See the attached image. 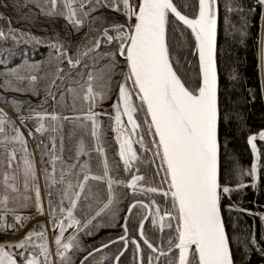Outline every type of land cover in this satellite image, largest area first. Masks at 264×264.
<instances>
[{
	"label": "snow or ice",
	"instance_id": "obj_1",
	"mask_svg": "<svg viewBox=\"0 0 264 264\" xmlns=\"http://www.w3.org/2000/svg\"><path fill=\"white\" fill-rule=\"evenodd\" d=\"M50 3L52 9L57 8L58 0H50ZM103 5L122 13L125 17L123 22L108 20L102 14L94 17L89 15ZM103 5L101 0H79V2L62 0L56 14L64 16L77 31L83 27L84 18L92 21L89 28L98 32L99 35L92 37V48L86 49L85 55L93 49H98L101 43L111 48L110 51L103 53L104 56L111 58L105 66L107 71L101 72L99 77H94L89 71L85 82L87 90L83 93L84 99L89 102V111L81 115L84 119L91 121L92 136L97 138L96 150L101 154L104 153L97 131L98 114L91 109L96 105L97 97L100 102L108 98L116 58L122 57L125 70L120 73L122 79L117 83V101L111 105V108L115 113L116 140L119 143V157L123 161V170L126 173L130 172L135 166L132 162L135 161L137 164H146L153 177L160 176L156 186L149 185L147 188V193L159 196V203L150 196L147 205L144 200L135 199L128 205L130 214L133 213L135 206L141 210L136 214L139 216L138 230L139 237L142 239H138L135 235L129 236V215L124 216V235L116 239L123 243L124 249L128 248V239H131L135 252L141 253L140 264H144L142 245L150 249L147 264H153V260L160 264H235L231 247L232 237L227 231L222 214L223 198L230 196L233 188L228 183H221L223 177L220 168L219 126L224 114L220 106L216 62L218 0H199L198 12L193 16L184 14L173 0H134V2L133 0H103ZM257 6L264 7V0H257ZM226 10L230 11L231 5L227 6ZM249 10L251 11L252 8L249 7ZM237 11L242 12L243 6L238 4ZM49 14L53 12L50 11ZM96 21L107 24L108 27L93 28L92 25ZM109 28L113 30L114 35L110 34ZM13 31L9 29L7 35H11ZM84 35L87 37L88 33ZM5 36L6 34L0 30V37ZM101 37L104 38L103 41ZM185 46L198 55L199 71L195 79L188 75V65L191 62L187 61V57L185 62H182L177 55V52ZM53 47L59 58L63 45L54 43ZM68 51V48H63L64 54ZM75 55L76 59H73L71 55H65L69 65L80 63L79 46ZM260 58L264 62V47L260 50ZM16 71L17 69L14 68L11 73L15 75ZM16 79L21 80L23 77L17 75ZM30 79L35 81L37 77L33 75ZM96 79L101 81L98 85L100 91L94 90ZM134 97L139 98L138 105L135 104ZM8 99L5 98L6 101ZM134 113H143V123L146 125L145 135L151 136V140L147 143L144 136L137 141L140 147L145 149L144 158L138 156L130 137L126 134L121 135L122 115H127L128 123L132 125L133 130L140 127ZM34 115L41 121L44 117H49L52 121L60 119L55 111L36 112ZM29 118L21 113L22 124ZM44 127V123L41 122L36 131L43 132ZM9 130L13 134L4 135L2 139L19 142L27 152V141L20 127L3 108H0V133ZM32 134L29 130V135ZM259 137L264 140V130L259 132ZM255 139L254 135L248 137L253 153L258 152ZM82 150L81 144L77 149V158ZM147 152H151L150 157L146 156ZM15 156V151H11L8 161L10 167ZM55 159L56 157H53V160ZM81 170L86 171L87 174L83 176V180L77 178L76 183L73 184L70 179H65L63 169L59 180L56 179L54 164L52 175L47 168L44 169L47 214L52 228L58 229V232L54 233V242L61 264H74V257L69 254V249L83 250L75 233L84 231L86 235H91L89 226L93 225L102 214L110 213L113 218H116L115 205L118 199L114 192V185L126 183L134 192L145 191L146 177L144 175L132 174L127 180L114 179V175L110 174L112 169L107 158L103 162V174L92 177L98 181H106L105 191L93 190L90 185H86L91 173L87 172L84 165L81 166ZM23 172L25 193L30 187L28 182L30 177L34 182L36 211L43 214L45 208L40 186L36 182L35 162L27 156L23 161ZM249 175L253 178L251 183L255 187L257 179L255 161L251 164ZM138 181L141 183L138 184ZM4 183L6 189L19 192L14 182L9 183L7 173H5ZM55 184L63 185V187L58 188L54 193L52 185ZM240 187V184L236 185V188ZM23 198L25 201L29 199L26 194ZM65 200L68 202L67 206H65ZM7 201L8 195L5 194L2 198L5 206ZM161 204L165 205L163 216H161ZM228 207L231 210L232 206ZM76 209L81 212L82 220L76 218L74 214ZM65 213L67 224L62 219ZM13 216L15 221L24 220L21 214L13 213ZM164 217L168 218L166 224ZM146 221L149 224H146ZM172 221H175V226ZM0 222H3L5 228L17 227L16 224H7L3 213H0ZM73 225L75 226L73 233L68 235L67 241H64L66 227ZM149 225L153 229L157 225L161 229L168 228L167 251L163 246L157 247L154 241L148 239ZM94 226L98 228L100 224L97 222ZM34 235L40 238L38 247L44 257L43 261L33 254L34 249H29V245L33 243L31 237ZM160 240L163 245V235ZM109 243L113 241L110 240ZM248 243V241L245 242L246 247ZM250 244L264 251V245H260L254 234ZM103 247L106 246L101 244V248ZM173 249L178 250V257ZM97 251L96 248L92 249V252ZM91 255V252L88 253V256L81 259L80 264H87ZM50 257L47 230L43 225L38 233L30 230L17 241L0 243V264H51ZM116 259L119 261V256Z\"/></svg>",
	"mask_w": 264,
	"mask_h": 264
},
{
	"label": "rangeland",
	"instance_id": "obj_2",
	"mask_svg": "<svg viewBox=\"0 0 264 264\" xmlns=\"http://www.w3.org/2000/svg\"><path fill=\"white\" fill-rule=\"evenodd\" d=\"M61 3L62 0H58L57 8L52 9L50 0H0V30L6 34L5 37H0V108H3L8 116L15 120L16 125L20 127L27 141V152H25L24 146L19 142L4 141L2 139L4 135L13 134L10 130L0 133V213L5 214L7 224L17 225V227L5 228L3 222H0V243L17 241L30 230L38 233L41 231V225H43L47 230L51 264H61V260L57 255V247L54 242V233H57L58 229L52 228L47 214V190L45 188L44 169L47 168L49 174L52 175L54 164V175L57 180H59L61 170L63 169L65 179H70L75 184L77 178L83 180V176L87 174L86 171L81 170L82 165L86 166L87 172L91 173L89 176V179H91L95 175L103 174V162L107 158L110 168L116 174L114 179L127 180L133 174L132 170L127 173L123 170V161L119 157V143L117 142V144L114 140V132L116 135L117 132L115 130V113L111 108V105L117 101L116 94L118 90H116V87L118 81L122 79L120 73L125 70V66L120 62V67L114 68V74L111 79V91L108 94V98L100 102L99 97H97V103L91 109L98 114L97 131L101 145L104 148V153L101 154L96 150L98 148L97 138L92 136L91 121L84 119L81 114L89 111V102L83 97V93L87 90L85 85L87 73L91 71L94 77H99L101 72L107 71L105 66L108 62L104 63V61L111 58L104 56L103 53L110 51L111 48L109 45L101 43L98 49H93L85 55L86 49L92 48V37L99 35V33L90 30L89 25L92 24V21L88 18H84L85 23L83 27L80 31H77L64 16L56 14L60 9ZM101 3L103 5V0H101ZM85 8H87V4H85ZM50 11L53 14H49ZM101 14L108 20L115 22H123L125 19L122 13L112 8L108 9L106 5L99 7L89 15L94 17ZM92 26L93 28H107L100 21H96ZM9 29L14 30L11 35H7ZM109 32L114 35L113 30L109 29ZM85 33H88L87 37H85ZM103 39L101 37L102 41ZM54 43L63 45V48H68V53L64 54L62 48L60 50L61 55L58 58L56 49L53 47ZM77 46H79L81 53L79 56L80 63L69 65L65 55H71L73 59H76ZM262 47H264V13L261 26ZM40 50H47V52L41 54ZM5 52H8V54L6 55ZM177 55L182 62H185V57H187V61L191 62L188 65V75L195 79L199 71L198 55L190 51L187 46L180 49ZM262 63L264 62L261 61V81L264 92V66H262ZM14 68L17 69L15 75L11 73V70ZM17 75L23 77V79L17 80ZM33 75L37 77L35 81L30 79ZM100 83L99 79L94 80L95 91H100L98 87ZM6 97L9 98L7 101L5 100ZM134 102L138 105L140 103L139 98L134 97ZM52 111L59 114L60 119L58 121H52L49 117H44L43 121H41L34 115L36 112ZM21 113L24 116L30 117L23 124L21 123ZM77 117L79 118L77 119ZM134 117L140 119V122H137L140 128H142L141 132L139 127L133 130L132 125L131 127L129 126L125 114L121 117L123 125L121 135H128L133 141V148L137 150V153L138 151L142 152L145 157V149L141 148L137 141L141 136H144L147 143V141L151 140V136L145 135V131L143 130L144 127L146 128V125L142 122L144 120L143 113H134ZM41 122L44 123V131L37 132L36 128ZM52 128L58 134H51ZM29 130L32 131V135H29ZM254 136L256 137L255 143L261 139L259 133ZM92 142L94 143L93 147ZM81 144L83 145V150L80 152L79 158H77V149ZM11 151H15L16 156L15 159H12L10 167L8 161ZM254 154V161L257 163L258 179V153ZM26 156L35 162L37 172L36 182L40 186L45 208L43 214H39L36 211L35 192L33 190L34 182L30 177L28 178L30 187L27 193L24 190L23 161ZM146 156L150 157L151 152H147ZM53 157H56V159L53 160ZM72 165H75V167H70ZM5 173L9 177V183L14 182L19 192L6 189L4 183ZM159 181L160 176H158V183ZM98 182L99 185L96 186L93 185V182H90V186L94 188L99 187L103 191L104 188L101 183L105 182L106 188V181ZM137 183L139 184L140 182L138 181ZM60 187H63V185H52V191L55 193ZM128 187L132 190L126 183L114 185V192L117 193L116 197L118 199V203L115 205L117 216L116 218H113L111 214L103 216L106 224L109 220L115 225L124 224V216L127 214L128 204L125 205V202L119 199V194L123 196V189ZM5 194L8 195L6 206L2 202ZM25 194L29 197L27 201L23 198ZM158 197L154 195L157 203H159ZM64 203L67 206V200ZM25 204L27 206H24ZM160 207L161 216H163L165 205L161 204ZM13 213L21 214L24 220L22 222L15 221ZM74 214L77 219H83L79 209L74 210ZM261 216L264 220V212L261 213ZM62 219L67 224L66 213ZM167 220L168 218L164 217L165 224ZM96 222L94 221V224L89 226L91 235H86L84 231L75 233L81 245L84 242L88 244L94 242L95 232L97 231V228L94 226ZM21 224L22 226H20ZM172 224L175 226V221H172ZM108 227L105 226V231L102 234L112 232L109 231L110 228ZM156 228L161 232L163 230L169 232L167 227L161 229L157 225ZM74 229V225L66 227L63 237L64 241H67L68 235L72 234ZM31 240L33 243L29 245V249H34L33 254L43 261L44 257L39 252L38 247L40 238L34 235L31 237ZM60 251H63V249H60ZM68 252L70 255H74V258H77V260L74 259V264H79L81 259L89 253H76L80 251H77L75 248L69 249ZM176 254L178 257V252ZM158 263V261L153 260V264Z\"/></svg>",
	"mask_w": 264,
	"mask_h": 264
},
{
	"label": "trees",
	"instance_id": "obj_3",
	"mask_svg": "<svg viewBox=\"0 0 264 264\" xmlns=\"http://www.w3.org/2000/svg\"><path fill=\"white\" fill-rule=\"evenodd\" d=\"M173 2L177 3L180 10L189 16L197 13L198 0H173ZM238 4L243 6L242 12L237 11ZM184 5H187V7H184ZM218 5L217 66L220 106L224 114L219 126L221 141L220 168L223 177L221 183H228L233 188L230 196L223 198L222 214L227 231L232 237L231 247L235 264H264V251L258 250L257 247L250 244L251 237L254 234L260 245H264V220L261 216V213L264 212V140L259 139L256 142L258 149V179L255 187L252 186L253 178L249 175L251 164L255 160V154L248 143L250 135L258 134L261 130H264V92L261 81L260 58L264 7L257 6V0H218ZM229 5H231L230 11L226 10ZM249 7L252 8L251 11ZM107 8L109 9V7ZM104 25L108 27L107 24ZM40 52L45 54L47 50H40ZM5 53L8 54V52ZM122 60V57H117L115 67H120ZM109 61L110 59L104 61V63H109ZM116 90H118V87H116ZM136 121L140 122V119L136 117ZM139 130L141 132L142 128ZM51 134H58V132L52 128ZM116 136L114 132V140L117 143ZM93 144L92 142V147ZM138 156L144 158V154L139 151ZM132 163L135 165L131 169L133 174L146 177L144 181L146 190L144 192H134L129 187L125 188L123 189V196L119 194V199L123 200L125 205L131 204L134 199L144 200L147 205L150 196L154 199V194L147 193V188L149 185L156 186L158 184V176L153 177L146 164H137L135 161ZM110 174L116 176L114 171ZM90 182H93L95 186L99 185L98 180L92 178L88 180L86 185H90ZM104 183H101L104 188L103 191L106 190ZM237 184H240L241 187L236 188ZM92 189L100 188L92 187ZM115 194L117 193L115 192ZM229 205L232 206L231 210H229ZM140 211L139 207L136 206L128 221L129 236L135 235L138 239L139 216L136 213ZM105 215L102 214L101 217L97 218L100 227L95 232L94 242L92 244L84 242L81 245L83 250L76 253L90 252L93 248L106 244L124 234L121 224L115 225L111 220L106 224L103 217ZM146 224H149V222L147 221ZM105 226H109V231L112 232L102 234L105 231ZM167 234L168 231L163 230L161 232L158 228L153 229L150 225L147 230L148 239L154 241L157 247L163 246L165 251H167ZM162 235L163 245H161L160 240ZM246 241L249 242L247 247L245 246ZM122 247V243L117 244L91 256L88 258L87 264H113L114 258L119 254ZM149 252L150 249L142 245L144 264H147ZM74 259L77 260V258ZM119 264H138L137 253L131 239L130 247L119 261Z\"/></svg>",
	"mask_w": 264,
	"mask_h": 264
},
{
	"label": "flooded vegetation",
	"instance_id": "obj_4",
	"mask_svg": "<svg viewBox=\"0 0 264 264\" xmlns=\"http://www.w3.org/2000/svg\"><path fill=\"white\" fill-rule=\"evenodd\" d=\"M136 207V206H135ZM134 207V208H135ZM131 215V214H130ZM130 217V216H129ZM124 225V224H123ZM123 225H122V227H123ZM124 235V234H123ZM123 235H121V236H123ZM126 239H128V238H126ZM139 239H142V238H140L139 237ZM113 241V243H106V244H103V245H105V246H107L108 244H110V245H108L107 247H105L104 249H102L101 251H99V252H97L96 254H99V253H101V252H103V251H105V250H107L108 248H110V247H112V246H114V245H117V244H121L122 242L121 241H119V240H117L116 238L114 239V240H112ZM123 244V243H122ZM129 247H130V239H128V248L126 249V252L123 254V256L127 253V251H128V249H129ZM98 248H101V245L100 246H98V247H96V249H98ZM124 250V247H122V249H121V251L119 252V254L122 252ZM96 254H94V255H96ZM119 254L117 255V256H119ZM93 255V256H94ZM116 256V257H117ZM122 256V257H123ZM116 257L114 258V261H113V264H115V261H116ZM121 257V258H122ZM121 258L119 259V261L121 260ZM119 261H118V263L117 264H119ZM137 262H138V253H137Z\"/></svg>",
	"mask_w": 264,
	"mask_h": 264
},
{
	"label": "water",
	"instance_id": "obj_5",
	"mask_svg": "<svg viewBox=\"0 0 264 264\" xmlns=\"http://www.w3.org/2000/svg\"><path fill=\"white\" fill-rule=\"evenodd\" d=\"M198 3H199V0H198ZM198 12V11H197ZM185 14V13H184ZM190 31V30H189ZM217 39H218V37H217ZM216 62H217V47H216ZM217 69H218V66H217ZM218 84H219V76H218ZM126 119H127V121H128V118H127V115H126ZM129 124V123H128ZM129 126L131 127V124H129ZM134 209V208H133ZM126 215H129L130 216V213H128V211H127V214ZM124 223H125V220H124ZM146 223H147V221H146ZM108 245H110V244H108ZM107 245V246H108ZM106 246V247H107ZM105 247H103V248H98V251L97 252H99V251H101L102 249H104ZM97 252H92L91 251V253H92V255L91 256H93L94 254H96ZM126 252V249H124L120 254H119V259L123 256V254ZM173 252L175 253V252H178V250L177 249H173ZM90 253V252H89ZM86 256H88V253L84 256V257H86ZM90 256V257H91ZM140 256H141V253H138V264H140ZM83 257V258H84ZM118 263V261H117V259H116V261H115V264H117ZM80 264V263H79Z\"/></svg>",
	"mask_w": 264,
	"mask_h": 264
}]
</instances>
